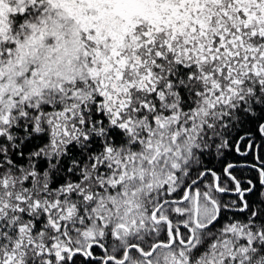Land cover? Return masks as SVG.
I'll list each match as a JSON object with an SVG mask.
<instances>
[{
	"label": "snow or ice",
	"instance_id": "6c2138e0",
	"mask_svg": "<svg viewBox=\"0 0 264 264\" xmlns=\"http://www.w3.org/2000/svg\"><path fill=\"white\" fill-rule=\"evenodd\" d=\"M0 264H264V0H0Z\"/></svg>",
	"mask_w": 264,
	"mask_h": 264
}]
</instances>
